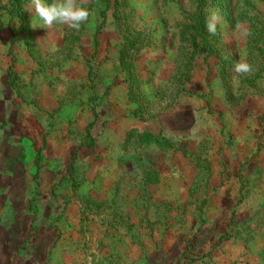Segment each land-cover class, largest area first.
<instances>
[{"label": "rangeland", "instance_id": "obj_1", "mask_svg": "<svg viewBox=\"0 0 264 264\" xmlns=\"http://www.w3.org/2000/svg\"><path fill=\"white\" fill-rule=\"evenodd\" d=\"M30 4L0 0V264H264V0Z\"/></svg>", "mask_w": 264, "mask_h": 264}, {"label": "clouds", "instance_id": "obj_2", "mask_svg": "<svg viewBox=\"0 0 264 264\" xmlns=\"http://www.w3.org/2000/svg\"><path fill=\"white\" fill-rule=\"evenodd\" d=\"M31 7L42 20L46 29L52 28L56 24L66 25L71 29L79 30L82 24L89 21L91 13L87 8L77 4V0H52L51 3H44V0H31ZM223 22V18L218 10L209 12L206 22V30L210 36H215L217 26ZM245 32L244 35H248ZM236 74H248L253 71L252 65L244 61H238L233 65Z\"/></svg>", "mask_w": 264, "mask_h": 264}]
</instances>
